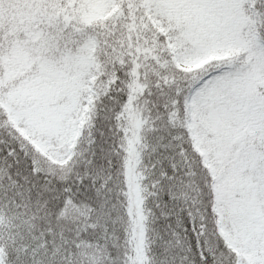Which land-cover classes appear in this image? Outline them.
I'll return each mask as SVG.
<instances>
[{
  "label": "snow or ice",
  "instance_id": "obj_1",
  "mask_svg": "<svg viewBox=\"0 0 264 264\" xmlns=\"http://www.w3.org/2000/svg\"><path fill=\"white\" fill-rule=\"evenodd\" d=\"M0 264H264V0H0Z\"/></svg>",
  "mask_w": 264,
  "mask_h": 264
}]
</instances>
